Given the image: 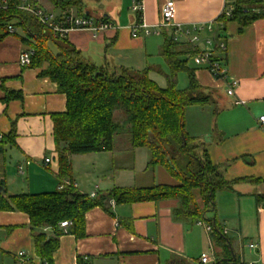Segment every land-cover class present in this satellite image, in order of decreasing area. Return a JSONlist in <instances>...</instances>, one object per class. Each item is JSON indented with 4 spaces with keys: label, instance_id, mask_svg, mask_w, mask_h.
Masks as SVG:
<instances>
[{
    "label": "crops",
    "instance_id": "obj_1",
    "mask_svg": "<svg viewBox=\"0 0 264 264\" xmlns=\"http://www.w3.org/2000/svg\"><path fill=\"white\" fill-rule=\"evenodd\" d=\"M35 1L37 6L54 13L71 12L113 24L96 33L71 29L65 36L96 66L107 64L138 71L150 67L151 79L153 74L160 72L164 76L168 72L160 47L164 43L163 33L169 36L171 31L163 29L159 34L139 33L133 37L130 25L136 14L131 8L132 0H81L79 7L73 5L63 10L54 8L48 0ZM165 1L142 0L143 21L149 26L158 23ZM173 1L175 20L192 34L199 28L202 48H207L204 40L216 37L222 28L226 48L222 60L227 75L238 81L235 93L227 95L222 81L192 62L194 77L210 100L188 105L184 116L186 133L205 144L209 160L218 164L226 181L232 183L231 189H218L214 198L215 217L228 240L212 236L198 221L175 215L177 199L118 204L110 199L107 209L94 206L84 214L83 236L76 237L71 226L60 229L53 264H76L78 256L87 264H166L177 255L189 264H201V253H207L214 263L223 259L233 264L231 260L237 259L246 264H264V207L258 209L264 206V200L256 199L264 192V129L258 123V116L264 115V19L245 26L233 20L223 24L216 18L224 10L225 0ZM20 34L16 31L0 39V136L8 134L12 127L15 134L1 154L8 194L59 189L62 182L58 179L57 151L65 147V142L57 144L53 137L52 115L65 111L66 97L57 91L55 82L39 75L41 69L19 64V53L27 48ZM178 41L184 42L182 38ZM8 92L19 96L4 101ZM237 100L244 103L236 104ZM117 135L113 136L111 150L69 154L71 180L80 193L90 196L95 192L97 196L118 187L177 182L161 165L151 168L150 175L145 174L149 170V153L144 174L135 172V148L129 147L126 135L124 139ZM46 157L49 161L45 164ZM90 157L92 169L84 170V174L92 172L95 176L87 193L76 179L80 177L77 170L83 163L87 165ZM161 172L166 180L156 182ZM33 231L48 234L51 230H32L22 211H0V264L6 260L8 264H17L20 250L34 263L39 262L34 253Z\"/></svg>",
    "mask_w": 264,
    "mask_h": 264
},
{
    "label": "trees",
    "instance_id": "obj_2",
    "mask_svg": "<svg viewBox=\"0 0 264 264\" xmlns=\"http://www.w3.org/2000/svg\"><path fill=\"white\" fill-rule=\"evenodd\" d=\"M21 1L6 0L0 4V39L9 34L8 26L13 27L14 32L20 31V39L32 50L28 66L41 69L39 75L55 82L57 91L66 97L65 111L52 115L53 137L57 144L65 142V147L57 151L61 188L38 193H6L1 154L5 144L12 142L14 128L0 137V211H22L27 214L32 230L41 227L51 230L48 234L33 231L34 253L39 257V262L34 264H53V252L62 234L59 227L62 220L70 221L76 237L83 236L84 214L94 206L107 209L110 199L116 204L177 199L175 215L205 222L211 226L212 236L227 241L215 217L214 198L218 189H231L232 183L226 181L220 166L209 160L205 144L185 131L186 107L210 100L188 63L196 51L187 42H179L163 33L160 54L168 72L164 73L166 85L162 87L149 77L150 67L138 71L107 64L96 66L87 61L68 39L54 37L31 12L19 8ZM48 1L54 8L63 10L73 5L79 7L81 0ZM33 2L37 5L35 0ZM224 5L229 14L225 15L223 10L216 18L223 24L233 20L245 26L264 19V0H225ZM222 32L221 28L216 34L224 39ZM178 72L186 73L188 78L184 89L177 88ZM15 96L19 95L8 92L3 98L9 101ZM115 110L121 111L123 120L114 118ZM124 130L130 148L148 150L147 168L161 165L177 182L118 187L94 197L80 193L71 180L69 154L111 150L113 136ZM256 199L264 200V192ZM231 262L246 264L237 259ZM215 263L228 264L223 259ZM76 264L87 263L78 256ZM166 264L189 263L177 255Z\"/></svg>",
    "mask_w": 264,
    "mask_h": 264
},
{
    "label": "built area",
    "instance_id": "obj_3",
    "mask_svg": "<svg viewBox=\"0 0 264 264\" xmlns=\"http://www.w3.org/2000/svg\"><path fill=\"white\" fill-rule=\"evenodd\" d=\"M6 1V0H4ZM34 0H22L19 8L31 12L38 20L39 24L45 26L48 30L52 32L54 37H65L66 34L71 29H88L93 33H96L103 29H109L113 24L104 21V20H93L86 15H75L71 12L63 13H54L52 11L45 10L41 6H37L33 2ZM132 10L135 14H138L135 21L130 25L131 35L133 37L138 36L139 33L144 35L149 34H159L163 29H170V35L173 36L175 40L182 38L187 42L196 53L191 57L192 62L197 67L205 68L211 77L216 78L222 83H224L225 91L227 95H233L235 93V87L238 85V81L234 78H231L227 75L225 64L223 58L221 57L222 52L226 50L225 43L222 38L216 34V37L206 38L204 40L207 48H202L200 46V35L199 28L196 34H192L188 27L182 26L181 23L175 20L176 7L173 0H166L161 5L160 10V20L154 26H149L142 18V0H132L131 4ZM225 15L229 14V10L225 9ZM209 31H212V28L208 27ZM9 34H13L14 28L8 26ZM32 50L30 48H25L19 53L18 62L21 66H28L31 61ZM236 104H243L244 101L237 100ZM258 123L262 129H264V115L258 116ZM1 137V136H0ZM49 161V157L44 158L43 163ZM26 164L29 161L25 162ZM18 169L22 171L21 166H18ZM62 185L59 187L61 188ZM91 197L95 196V192L90 193ZM264 206L259 207V211L263 209ZM205 229L210 232L211 226L205 222L198 221ZM70 221L62 220L59 223L60 229L70 226ZM201 264H216L212 262L207 253H201L198 259ZM17 264H34L28 256L20 250L17 253Z\"/></svg>",
    "mask_w": 264,
    "mask_h": 264
},
{
    "label": "rangeland",
    "instance_id": "obj_4",
    "mask_svg": "<svg viewBox=\"0 0 264 264\" xmlns=\"http://www.w3.org/2000/svg\"><path fill=\"white\" fill-rule=\"evenodd\" d=\"M188 63H189V66H191L193 64L191 59L188 60ZM177 77H178V82H177L178 88H184L185 86L188 85V78L186 76V73L178 72ZM152 79H155V81L158 82V84H161V86H165V84H166V80H165L166 78H164L163 74H161L160 72L157 75L153 74ZM114 118L118 121H121V120H123L124 117H123V114L121 113L120 110H115ZM125 135L126 134H125V130H124V131H121L119 133V135H117V136H121V137H123L121 139H124ZM133 153H134V149H133V151H131L130 155ZM147 153H148V151L146 150V148H141V147L135 148V163H134V165H135L134 171L135 172H138V173L143 172L142 174H144L143 169L146 166L145 162L148 158ZM92 159H93V157H90V159L87 162L90 163V161ZM89 163L87 164L88 166L84 165V163H83V165H81L82 168L80 170H77V171H79L78 174L80 177L79 178L77 177L78 180L76 179V181L79 182L81 188H83V190H86L87 193L89 192L88 190L90 188V185L93 184L92 180L94 179V176H95V173H92V172H89L87 175L84 174V170H87L89 168L92 169V166H91L92 164L91 163L89 164ZM78 168H80V167H78ZM150 169L151 168H149V170H147L145 173V174H147V176L150 175ZM164 175H165L164 172H161L158 176H156L157 177L156 182L157 181L165 182L166 179L164 178ZM222 255H224V253ZM225 255L226 256L229 255L228 249L225 251ZM8 262H9V260H6L4 264H8Z\"/></svg>",
    "mask_w": 264,
    "mask_h": 264
},
{
    "label": "water",
    "instance_id": "obj_5",
    "mask_svg": "<svg viewBox=\"0 0 264 264\" xmlns=\"http://www.w3.org/2000/svg\"><path fill=\"white\" fill-rule=\"evenodd\" d=\"M2 190V188L0 187V191Z\"/></svg>",
    "mask_w": 264,
    "mask_h": 264
}]
</instances>
